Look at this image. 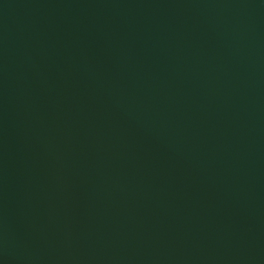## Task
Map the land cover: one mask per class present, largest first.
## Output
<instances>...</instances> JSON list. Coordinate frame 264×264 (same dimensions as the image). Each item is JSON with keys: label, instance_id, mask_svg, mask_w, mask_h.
I'll return each mask as SVG.
<instances>
[{"label": "water", "instance_id": "obj_1", "mask_svg": "<svg viewBox=\"0 0 264 264\" xmlns=\"http://www.w3.org/2000/svg\"><path fill=\"white\" fill-rule=\"evenodd\" d=\"M0 264H264V0H0Z\"/></svg>", "mask_w": 264, "mask_h": 264}]
</instances>
